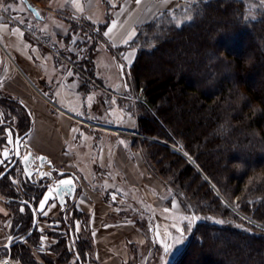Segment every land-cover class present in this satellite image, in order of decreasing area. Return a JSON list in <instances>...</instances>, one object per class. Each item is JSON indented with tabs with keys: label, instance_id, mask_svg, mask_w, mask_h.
Returning <instances> with one entry per match:
<instances>
[{
	"label": "trees",
	"instance_id": "obj_1",
	"mask_svg": "<svg viewBox=\"0 0 264 264\" xmlns=\"http://www.w3.org/2000/svg\"><path fill=\"white\" fill-rule=\"evenodd\" d=\"M188 3V7L160 12L139 26L125 45L137 49L130 66L141 99L137 131L181 145L231 202L236 201L240 210L264 223V11L249 17L246 0ZM110 20L107 13L106 21L93 25L94 31L97 27L100 33ZM97 33L93 32L88 51L90 77L96 70ZM0 107L3 113L10 109L15 115L10 120L17 123L19 133L27 135L31 131V112L19 98L0 90ZM0 133H4L2 126ZM143 143L153 171L174 185L187 202L194 203L196 212L208 216L214 213L229 221L200 220L194 224L189 244L172 264H184L192 252L201 254L198 264H264V229L246 222L226 206L183 153L158 141L145 139ZM1 166L7 171L0 184L15 167H21L20 163ZM27 182L31 189L22 182L20 187L23 193L31 192L29 196L16 194L13 183L7 187L5 198L0 186L1 198L7 203L25 204L29 211L11 231L8 245L0 249L4 247L10 256L16 255V249L24 264H33L24 241L34 237L37 224L31 207L23 200L33 203L32 197L38 196L39 202L44 190L37 188L38 182ZM142 209L139 205L135 214H141ZM65 210L62 218L69 225ZM143 220L136 218L157 248L152 219ZM22 226L21 234H16L14 231ZM69 229L72 251L80 264L84 258L94 263L86 252L93 246L90 234L77 243L74 230ZM217 253L222 257L214 256Z\"/></svg>",
	"mask_w": 264,
	"mask_h": 264
},
{
	"label": "crops",
	"instance_id": "obj_2",
	"mask_svg": "<svg viewBox=\"0 0 264 264\" xmlns=\"http://www.w3.org/2000/svg\"><path fill=\"white\" fill-rule=\"evenodd\" d=\"M107 1L112 5V17L97 37L95 64L98 68L105 63L110 65L112 74L104 72L101 80L111 79L115 83L112 89H123L128 78L122 74V65L130 67L137 56L136 48L125 45L136 35L139 26L162 11L179 8L192 0ZM104 2L49 0L46 20L53 22L56 34L65 32L74 38L77 33L70 31L73 22H103V16H96L95 12L105 9ZM113 23L115 28H112ZM110 28L112 31L105 35ZM29 30L16 21L14 15L0 13V90L19 98L32 114L33 126L25 138V149L46 155L56 167L77 176L76 205L87 216L84 226L92 239L89 255L94 264H130L133 246H147L148 236L137 224L138 217H151L159 248H165V244L172 247L175 234H181L184 229L181 219L187 211L183 198L172 194L163 178L147 168V160L134 140L75 123L74 113L99 120L95 106L104 105L100 112L105 114L108 97L100 90L78 89L75 82L69 83V76L65 74L57 76L53 59L45 52L46 42L40 41L42 45ZM43 33L48 34L47 31L40 34ZM53 40L60 45L61 40ZM71 41L68 44L72 45ZM122 126L137 131V116L133 113L131 121ZM106 193L117 204L106 201ZM0 200L4 199L0 197ZM126 202L130 203L126 205ZM139 205L145 209L141 214L126 212L129 207L136 212ZM4 209L0 203V211ZM2 219L0 217V245L5 242L6 245L11 240V226ZM79 227H83V223L79 222ZM38 246L41 245L35 243L33 251Z\"/></svg>",
	"mask_w": 264,
	"mask_h": 264
},
{
	"label": "rangeland",
	"instance_id": "obj_3",
	"mask_svg": "<svg viewBox=\"0 0 264 264\" xmlns=\"http://www.w3.org/2000/svg\"><path fill=\"white\" fill-rule=\"evenodd\" d=\"M39 9L41 14L43 16L47 15L48 11L46 9L49 0H31ZM103 4V8L105 9H98L95 14L96 16H103V22L107 19V13L111 14L112 17V5L109 1L105 0ZM189 3L185 2L181 4V7H188ZM247 5V15L251 18L257 17L259 15L260 11H264V3H262V0H246ZM9 13L11 15H14L16 18V21L23 23L26 27H28L30 30V35L33 36L37 41H45L46 45H44L45 52L51 56L53 59L52 63L55 65L56 74L61 75L65 74L69 76V83L73 84L75 82L78 89L82 91H86L87 86L91 90L96 91H103L106 93L108 100H107V110L105 114H103V106H100V104L97 103L95 107H97V117L99 120H95L93 118H89L92 121L105 123L108 126L102 127L99 126V128H95L92 126L94 130H99L101 132H106L109 134H114L116 136H121L126 139L134 140V145L137 146L139 151L144 155V140H154L158 141L160 143L169 145L176 151L180 152L179 149L186 152L181 145L173 144L172 142H169L165 140L164 138L157 137V136H147L146 134L140 133L136 130H131L129 128L123 127L122 125L128 124L131 119L133 113L138 118V110L140 111L141 106V99L140 94L136 90V87L133 83V80L130 75V67H126L122 65V74L128 78V82L124 85L123 89H112L111 87L115 85L111 79L109 81H105L104 79L101 80L103 77L104 72H110L112 70V67L105 63L100 68L95 70L94 77H90L88 74V66H87V60H88V51L93 44L94 36L93 32H98L97 35L99 36V30L96 27V31H94L93 25H96L92 22H74L72 25H70V31L76 32L77 34L74 35V38L72 37V34H66L63 32L61 28V31L63 33L56 34L55 29L56 27L53 25V22L50 20H46V16L43 19L37 18L33 12L28 8L26 2L24 0H0V13L2 12ZM62 25V24H61ZM44 31H47L48 34H40ZM54 32V33H52ZM39 34V36H38ZM42 35V37H41ZM40 38V39H39ZM61 40V43H57L53 39ZM72 39V45L68 44V42ZM42 45L44 43L40 42ZM67 43V46H65ZM64 44V45H63ZM69 45L71 47H69ZM92 51H90L91 53ZM113 52V51H111ZM93 54V53H92ZM106 54V53H105ZM112 74L111 72L109 73ZM123 90V91H122ZM94 92V91H92ZM129 108L130 110H123V109ZM99 109V110H98ZM100 110H102L100 112ZM3 108H1V118H4L5 120H9L10 118H14L15 115H13L12 111L10 109H6V113H3ZM124 111V112H123ZM100 113V115H99ZM76 114L75 117L72 119L77 124H81L83 126H86L80 118H88L86 116H82L80 114ZM96 114V113H94ZM15 119H17L15 117ZM11 121V120H10ZM12 122L15 124L16 122L12 120ZM128 122V123H127ZM17 124V123H16ZM104 124V125H105ZM121 125V126H119ZM112 126V127H109ZM3 127V126H2ZM91 127V126H90ZM118 127L121 129V131H116L115 128ZM2 133H0V151L3 146H7L6 142H3ZM176 146V147H173ZM186 156V155H185ZM189 156L192 158L189 159L188 156H186L205 176V178L209 181L211 186L214 188V191L221 197L223 202L226 206L231 208L233 211L237 212L240 217L245 220L246 222L253 224L259 228L264 229V223L253 218L249 214L244 213L242 210L239 209L237 206V202H231L230 199H228L223 192L220 190V188L208 177V175L202 170V168L199 166V164L195 161V159L189 154ZM146 159V157H145ZM147 160V159H146ZM151 160L149 162H146L147 168L150 171H153V166H151ZM49 170V167L47 168ZM3 171V167H0V173ZM154 172V171H153ZM57 174V172H56ZM39 176H35L37 180ZM164 180V179H163ZM78 181V180H77ZM165 181V180H164ZM20 182L24 183L25 186H27L28 189H31L29 187V183L26 180V176L24 174V171L21 169V167L17 166L15 167L11 173L7 176L6 179H4L0 186H1V193L4 192L5 198L8 195V186L9 184L12 185L14 183V190L15 193L24 196V195H31L28 193H23L20 187ZM42 182V180H41ZM50 181L44 180V184L38 185L37 188L40 189V191H43L45 188L49 186ZM165 184H167L172 191V194L179 195L178 191L176 190V187L174 185L169 184L165 181ZM36 187V186H34ZM34 189V188H33ZM38 189V190H39ZM77 189L78 182H77ZM78 190L75 193L74 198L70 200L68 203H66L65 206V212L67 221L70 223L69 225L65 222L63 217V211L62 207L58 204L56 200H51L47 208L39 213L38 215V222H37V233L32 237L30 240H27L24 242V245L28 247V249L31 251V258L29 260L33 261V264H80V262L77 259V256L72 251V238L70 235V229L72 228L74 230V238L77 243L83 237L89 238L88 229L79 227V222L83 223L86 222L85 217L86 213L79 210L76 205V198L78 194ZM31 191V190H30ZM106 201L112 202L113 204H117L115 200L110 198L109 194L105 195L104 197ZM182 198V197H181ZM4 199V198H3ZM183 202L185 205V209L187 211V215L181 219L183 220L184 229L181 234L176 233L174 242L172 247H170L167 251H165V248H159L154 247L152 242H148L147 246L145 248L133 246L134 255L133 258L130 261V264H172L183 252L184 248L189 244V241L191 240L194 224H196L200 220H211L214 222L219 223H225L229 222L226 218H222L219 215H215L212 213V215H203L200 212L195 211V204L191 202H187L183 198ZM31 201L35 206L38 204V196L32 197ZM5 206V209L0 211V217H3V221H6L11 226V231L13 228H16L17 222L23 218L26 217L29 214L28 208L25 204L22 203H7L6 200L1 201ZM130 202H126V205H128ZM129 207L126 212L128 214L133 213L135 214L134 209H130ZM143 212L145 209H142ZM192 217H197L198 219H192ZM147 220L148 217L143 218ZM222 221V222H221ZM23 230V226L20 229H16L14 232L16 234H21V231ZM84 231V232H83ZM37 239V241H35ZM42 243H41V242ZM6 243V242H5ZM5 243H3L0 246H5ZM39 244L41 246H38V249L33 251V245ZM85 249V247H84ZM7 250L3 247L0 249V258H5L9 255L6 254ZM86 252H89L88 250ZM16 255H11V258L19 264H24L19 258V252L15 249ZM84 253V252H83ZM199 255H201L199 253ZM199 255H193V252L189 254V256L184 261V264H198L200 262ZM21 256V255H20ZM193 256H195L194 259ZM214 256L222 257L220 254H214ZM85 257V255H84ZM26 259V258H25ZM82 264H94L90 261L88 258H84V262Z\"/></svg>",
	"mask_w": 264,
	"mask_h": 264
},
{
	"label": "water",
	"instance_id": "obj_4",
	"mask_svg": "<svg viewBox=\"0 0 264 264\" xmlns=\"http://www.w3.org/2000/svg\"><path fill=\"white\" fill-rule=\"evenodd\" d=\"M28 6V8L33 12V14L39 18V19H43L44 16L41 14V12L39 11L38 7L31 1V0H24ZM39 12L40 15H37L36 13ZM10 128H7V132L9 133ZM21 136H19V134L13 135L11 133V135L7 137V147H4L1 150V156H0V164L5 165V161H11V156L15 155L16 156V160H19V163L23 169V171L25 172L26 176L33 180V177H35L36 175H38L40 178H49L54 180V183L45 190V192L43 193L41 199L39 200L37 206H35L33 203H31L28 200H23V202H25L26 204H28L34 214L35 220H34V225H36L37 223V218H38V213L43 212L46 208L48 203L51 200H57L58 203L61 205V207L64 209L65 205L68 201V198L72 199L75 196V193L77 191V176L71 172V171H67V170H61V169H56L58 171V173L61 176H56L55 173L52 171L47 172L45 170V163H48L49 165L53 166L52 161L48 160L47 156L44 154H40L39 156H35L31 150H29L26 154H23V147L25 146L24 141H21ZM9 139L12 141V143H8ZM176 147V146H173ZM7 149L9 152V155L7 157H5L3 155V151L4 149ZM179 151L181 153H183L184 155L188 156L189 159L192 160V158L189 156V154L185 153L183 150L179 149ZM25 157H27V159H25ZM7 169L5 171H3L0 174V178L6 173ZM29 173L31 175H29ZM61 180H71L72 183L71 185H67V184H60L59 182ZM51 192V196H48V193ZM45 196H48V199L45 200ZM0 264H17L12 258L11 256H7L5 258H0Z\"/></svg>",
	"mask_w": 264,
	"mask_h": 264
},
{
	"label": "flooded vegetation",
	"instance_id": "obj_5",
	"mask_svg": "<svg viewBox=\"0 0 264 264\" xmlns=\"http://www.w3.org/2000/svg\"><path fill=\"white\" fill-rule=\"evenodd\" d=\"M32 115V114H31ZM0 126H3V131H4V133H3V142L5 141L6 142V144H7V137H8V135H9V133L7 132V128H10V130H11V133L13 134V135H16V134H19V136H21L22 138H21V141H24V143H25V146L23 147V154H26L29 150H31L32 151V153L35 155V156H39L40 154H35L34 152H33V150L31 149V148H28V149H25L26 147H27V145H26V142H25V138L27 137V135L29 134H27V135H25V134H23V133H19V131L17 130V127L15 126V124L13 123V122H11L10 121V119L9 120H3V118H1V121H0ZM7 146H8V144H7ZM7 146H3L2 148H1V150L4 148V147H7ZM0 156H1V151H0ZM16 160V156L15 155H12L11 156V161L9 162V161H5V165L4 166H14V165H17V164H19V160H17V161H15ZM55 168L56 169H59L58 167H56L55 165H53L52 167H49V170H47V168H46V163H45V170L47 171V172H50V171H52L53 170V172L55 173V175L58 177V176H61L59 173H58V171L57 170H55ZM62 170V169H61ZM56 172H57V174H56ZM24 174H25V172H24ZM25 176H26V174H25ZM37 176V175H36ZM39 178V180H37L35 177H33V180H31V179H29L27 176H26V180H30V181H34V182H38L37 183V185H42V184H44V180H49L50 181V183H49V186L47 187V188H49L53 183H54V180H52V179H49V178H40V177H38ZM41 180H42V182H41ZM45 190H46V188L44 189V192H45ZM27 192H28V190H27ZM70 198H68V200H69ZM57 201V200H56ZM58 202V201H57ZM68 202V201H67ZM59 204V203H58ZM60 205V204H59ZM61 206V205H60ZM66 206V205H65ZM63 209V208H62ZM65 209V208H64ZM10 241V240H9ZM8 243L9 242H7V244L6 245H8Z\"/></svg>",
	"mask_w": 264,
	"mask_h": 264
},
{
	"label": "snow or ice",
	"instance_id": "obj_6",
	"mask_svg": "<svg viewBox=\"0 0 264 264\" xmlns=\"http://www.w3.org/2000/svg\"><path fill=\"white\" fill-rule=\"evenodd\" d=\"M136 2L139 3L140 0H136ZM166 2H167V0H166ZM262 3H264V0H262ZM81 10H82V9H81ZM36 14H37V15H40L39 12H37ZM187 18H188V19H191L192 17L189 16V17H187ZM115 27H116V24L113 23L112 28H115ZM112 28L108 29V31H106L104 34H105V35H109V33L112 31ZM124 42L127 43V40H125ZM10 135H11V130H9V136H10ZM8 143H12V141L9 139ZM3 155H4L5 157H7V156L9 155V152H8V150H7L6 148H5L4 151H3ZM25 159H27V157H25ZM29 175H31V174L29 173ZM59 183H60V184L71 185L72 181H71V180H61ZM48 196H51V192L48 193ZM48 196H45L44 199L47 200V199H48ZM192 219H198V218H197V217H192ZM221 222H222V221H221ZM164 247H165V251H167V250L170 248V245L165 244Z\"/></svg>",
	"mask_w": 264,
	"mask_h": 264
},
{
	"label": "built area",
	"instance_id": "obj_7",
	"mask_svg": "<svg viewBox=\"0 0 264 264\" xmlns=\"http://www.w3.org/2000/svg\"><path fill=\"white\" fill-rule=\"evenodd\" d=\"M80 119H82L80 121H82L87 126H91V127L93 126L95 128H99V126H102V127L108 126L105 123H100V122L92 121L89 118H80ZM109 127H112V126H109ZM113 128H115L116 131H121V129H119L118 127L117 128L116 127H113Z\"/></svg>",
	"mask_w": 264,
	"mask_h": 264
},
{
	"label": "bare ground",
	"instance_id": "obj_8",
	"mask_svg": "<svg viewBox=\"0 0 264 264\" xmlns=\"http://www.w3.org/2000/svg\"><path fill=\"white\" fill-rule=\"evenodd\" d=\"M49 167H52L51 165H49L48 163H46ZM54 165V164H53ZM74 198V197H73ZM17 264H19V263H17Z\"/></svg>",
	"mask_w": 264,
	"mask_h": 264
}]
</instances>
